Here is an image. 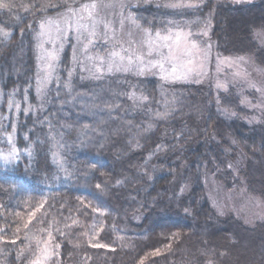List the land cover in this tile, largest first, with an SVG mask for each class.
<instances>
[{
  "label": "trees",
  "instance_id": "1",
  "mask_svg": "<svg viewBox=\"0 0 264 264\" xmlns=\"http://www.w3.org/2000/svg\"><path fill=\"white\" fill-rule=\"evenodd\" d=\"M71 1L50 0V8L42 11L39 0H0L7 5L0 7V25L13 33L10 44L0 38V80L10 90L28 87L32 105L36 99L32 32L37 18ZM187 15L192 20L205 16L203 12ZM213 21L212 37L218 40L220 53H242L248 48L257 57L264 55V47L252 37L253 30L264 29V1L221 6ZM20 44L26 53L17 72L19 66L15 68L11 60ZM69 56L67 49L64 66ZM142 84L152 97L155 82L145 79ZM97 109H80L79 122L66 133L81 151L75 179L47 196L36 189L55 169L43 117L25 110L19 113V139L23 141L26 134L30 141L38 140L37 161L26 182L17 177L24 169L0 170L3 264H19L18 255L44 220L45 210L36 219L32 214L44 199L48 210L55 204L69 215L77 208L95 224L93 236L81 244L91 264H264V222L249 226L233 214L220 215L205 186L209 173L234 189L240 182L229 161L242 152L247 158L243 170L247 188L264 196V127L259 132L240 116L226 119L207 103L199 110H184L186 126L178 113L153 125L132 111L126 94L115 95L112 90ZM134 215H140V221ZM55 239L65 264L77 247L70 237Z\"/></svg>",
  "mask_w": 264,
  "mask_h": 264
},
{
  "label": "rangeland",
  "instance_id": "2",
  "mask_svg": "<svg viewBox=\"0 0 264 264\" xmlns=\"http://www.w3.org/2000/svg\"><path fill=\"white\" fill-rule=\"evenodd\" d=\"M263 1L72 0L38 17L32 32L35 103H30L28 87L10 90L0 80V170L15 173L24 169L17 177L25 182L31 179L38 140L30 141L26 134L23 141L19 139V113L25 110L42 115L55 165L53 174L38 182L36 189L47 196L62 185H70L81 166V151L78 142L67 138V130L79 122L80 109L98 110L111 90L115 95L126 94L132 111L153 125L178 113L180 123L186 126L184 110H199L207 103L222 117L240 116L246 125L262 132L264 55L257 57L248 48L242 53H220L212 31L221 6L234 8ZM39 3V10L50 8V0ZM201 12L205 16L194 20L187 15L195 17ZM12 37L13 33L0 25V38L10 44ZM252 37L256 45L264 47L263 28L253 30ZM249 45L252 48V43ZM67 49L70 56L64 66ZM25 53V45L20 44L11 60L15 68L21 66ZM145 79L155 82L152 97L144 90ZM246 162L242 152L229 161L240 182L234 189H227L209 173L205 186L211 205L220 215L233 214L244 224L255 226L264 222V196L248 190L243 174ZM45 200L32 213L36 219L46 211L18 255L19 264H62L56 235L70 237L77 247V253L65 264H77L78 260L91 264L81 252V244L93 236L95 224L77 208L69 215L55 204L48 210ZM140 219L134 215L135 221ZM3 230L0 227V264L5 255Z\"/></svg>",
  "mask_w": 264,
  "mask_h": 264
},
{
  "label": "snow or ice",
  "instance_id": "3",
  "mask_svg": "<svg viewBox=\"0 0 264 264\" xmlns=\"http://www.w3.org/2000/svg\"><path fill=\"white\" fill-rule=\"evenodd\" d=\"M0 7H7V5L0 3Z\"/></svg>",
  "mask_w": 264,
  "mask_h": 264
}]
</instances>
